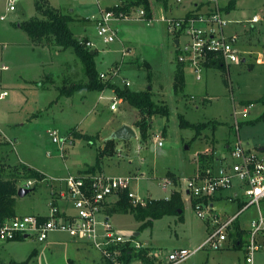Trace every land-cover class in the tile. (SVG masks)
Masks as SVG:
<instances>
[{
	"label": "rangeland",
	"instance_id": "1",
	"mask_svg": "<svg viewBox=\"0 0 264 264\" xmlns=\"http://www.w3.org/2000/svg\"><path fill=\"white\" fill-rule=\"evenodd\" d=\"M208 1L169 0V10L166 11L167 7L163 4L150 0L153 19L118 22L115 26L118 39L109 45H104L93 30L97 22L91 19L92 15L102 16L104 4L100 5L96 0L49 1L60 13L74 18L70 28L78 39L86 38L96 44L99 49L96 57L98 73L120 69V76L114 82L125 87L122 81L128 79L132 91L152 89L155 102L168 106L169 116L154 117L149 131L151 137L148 142H143L135 126L140 118L138 109L123 101L118 111H111L110 105L115 98L111 90L77 91L73 95L62 93H67L65 87L88 82L85 66L73 49L45 42L38 44L20 28L23 21L46 19L37 12L36 0H20L13 12L8 11V0H0V126L13 142L1 152L0 160L6 164L42 170L47 176V180L36 184L26 198L17 196L16 210L19 213L31 211L29 213L32 214L33 209L36 211L39 208L46 211L51 191L61 179L94 166L100 152L107 148L106 143L113 130L121 124H132L139 136L130 141H118L116 154L102 158L100 173L132 178L131 190L144 202L167 199L174 191H179L184 212L182 217L165 216L146 228H142L133 215L116 213L111 217L113 226L119 234L134 240L132 243L137 248L150 246L162 254L165 258L160 264H165L166 256L172 250L193 252L207 239L212 228L210 218H199L187 197L188 180L199 170L200 153L207 144L211 146L216 141H219L223 151L224 141L235 142V111L239 115L241 139L246 146L252 150L264 146V121L255 125L248 122L256 121L264 110L260 103H256L264 97V66L258 64L261 61L264 63V57L260 58L264 56V0H237L236 10L224 14L230 21L225 33L240 35L238 49L246 62L226 66V71L208 69L201 73V80L193 69L187 67V86L184 91L175 92L177 39L162 17L180 18L195 4H205L202 9L207 11L214 6ZM231 1L218 0V5L225 8ZM255 15L262 20L253 23ZM4 16L6 19L2 20ZM82 28L87 29L85 34L81 33ZM180 41L184 44L186 38L180 37ZM124 49L131 52L123 56ZM248 52L254 55L250 57V61L255 63L252 69ZM135 59H140V66L136 65ZM144 60L152 69L143 66ZM151 73L152 81L148 78ZM245 101L254 103L249 119H245L242 113L248 107L243 105ZM182 116L192 124L218 122L219 125L216 130L207 127L195 139L196 130L181 127ZM52 129L58 130L61 136H68L76 130L96 139L93 143L76 139L73 145L67 146L63 158L59 146L49 135ZM158 140L162 141V146H159ZM168 172L180 178L178 186L166 178ZM27 182L21 180L19 188ZM241 200H244L243 194ZM261 209L264 214V202ZM216 210L213 215L232 216L238 213L239 207L237 203L225 201L217 204ZM257 218L256 207L239 215L245 241L249 239L251 220ZM82 243L88 244V247H78L66 233L52 235L44 243L32 237L21 242L0 241V264H108L100 250L88 242ZM244 259V250L225 248L213 251L206 248L181 264H243Z\"/></svg>",
	"mask_w": 264,
	"mask_h": 264
},
{
	"label": "built area",
	"instance_id": "2",
	"mask_svg": "<svg viewBox=\"0 0 264 264\" xmlns=\"http://www.w3.org/2000/svg\"><path fill=\"white\" fill-rule=\"evenodd\" d=\"M19 1L8 0V11H16ZM208 2L213 3L214 6L206 13L197 12L181 18L162 17V21L168 24L170 33L178 40V62L193 69L198 74V80H201L205 63L212 53L222 57L227 66L241 63V52L238 49L239 35L225 33L230 23L224 17L226 12L218 5V0ZM135 13L125 17L105 10L101 17L92 18L97 22L96 32L103 44L109 45L118 39V30L115 27L118 22L146 19L143 8H139ZM138 13L139 17H137ZM1 19L6 18L4 16ZM261 20L258 15L252 18L253 23ZM180 37L186 38L184 44L181 43ZM86 46L93 51L96 49V44L91 41H88ZM130 52L124 50L123 56H127ZM119 70L113 68L109 73H102L101 79L114 80L120 76ZM122 84L125 87L131 86L128 79H123ZM111 91L115 98L112 99L110 109L115 112L123 100L117 97L114 90ZM101 98L104 99L103 96ZM253 107L254 105L251 104L243 110L245 119H249ZM234 117L237 135L229 152L218 156L214 149L205 152L204 155L213 156V161L208 162L205 169H199L196 175L188 180L187 185V197L198 217L204 219L208 216L209 221H213V228L205 242L196 250L193 252L184 249L174 250L168 254L165 264H181L206 248L213 251L223 250L229 242L230 230L238 221L239 215L252 207L258 209V218L251 220L250 223L249 239L246 241V264H255L256 255L264 250V244L260 241L264 237V214L261 209L264 202V155L257 150L249 149L242 141L237 111L234 112ZM49 135L62 153L68 145H72V142L62 137L56 129H52ZM5 141L13 144L0 126V143ZM158 144L163 145L161 140H158ZM131 180L130 177H110L104 173L69 175L60 181L66 186V191L61 192L60 195L72 202L76 215L65 216L57 207H52L49 217H16L0 226V241L12 242L28 235L29 238L44 243L53 233H66L76 240L95 246L109 264H124L119 245L133 240L118 233L111 222L108 210L120 200L121 193L126 190H129V198L134 205H146L147 201L144 202L132 192ZM34 184L35 182L28 181L26 187L32 188ZM236 188L239 191L231 201L239 199L240 192L244 197L238 213L228 220L213 215V212L217 211L213 204L214 198L223 191H232Z\"/></svg>",
	"mask_w": 264,
	"mask_h": 264
},
{
	"label": "trees",
	"instance_id": "3",
	"mask_svg": "<svg viewBox=\"0 0 264 264\" xmlns=\"http://www.w3.org/2000/svg\"><path fill=\"white\" fill-rule=\"evenodd\" d=\"M159 3L163 4L165 7L168 6L169 0H157ZM237 0H232L226 8H223L226 12H231L236 7ZM143 8L146 12V19H153V8L150 0H125L108 8L106 11L114 12L117 16L124 15L131 16L139 8ZM37 12L44 17L45 20L32 18L30 20L24 21L20 24V27L25 31L28 36L33 39L36 43L41 44L45 42L46 44L51 43L59 46L63 49H73L77 57L82 61L85 66L86 74L88 77L87 83H81L75 86H68L66 92L63 94L73 95L77 91H99L104 90H114L117 97L122 99L125 103L138 109L140 113V118L136 121V127L139 129L141 138L143 142H148L150 136V130L152 128L153 118L157 115L162 117H168L170 112L167 105L164 103H157L153 98L152 91H132L130 87H123L113 80L104 81L101 79V74L96 70L97 62L96 57L99 54L97 50H94V55H92L91 49L86 46L89 41L86 38L78 39L75 36V32L70 28V23L74 21L71 15L60 13L56 8L52 7L49 0H36ZM41 42V43H40ZM137 66H140V62H136ZM143 66L151 69V65L148 62H144ZM226 64L222 57L216 56L215 54H210L207 62L205 63V68L207 69H222L226 71ZM152 79V74L148 77ZM226 84L228 85V80L226 79ZM186 86L185 80V66L178 62L175 74V92L178 94L184 91ZM264 107V97L256 101ZM254 104L253 102L247 103V105ZM264 121V111L261 116L256 121H251L252 125L257 122ZM182 128H191L196 130L197 134L195 139L200 137L203 131L207 127H213L214 130L217 129L219 125L218 122H207L202 124H192L185 118L181 117ZM166 130H164V134ZM67 139H71L72 145L76 139H86L89 143H93L96 137L84 135L73 130L70 135L62 136ZM116 140H108L107 148L101 151L97 162L94 166L81 172V174L100 173V168L102 165V158L105 156L113 157L116 154L117 147ZM0 143V148L3 146ZM8 144V142H7ZM69 146V145H68ZM71 146V145H70ZM67 149V147H66ZM65 149V151H66ZM118 154V152H117ZM213 161V156L200 155L199 157V169L203 170L208 165V162ZM167 177L170 178L176 186L180 184V179L173 172H168ZM47 179L46 175L38 171L35 168H31L26 165H8L0 160V226L6 221L12 220L17 217L16 205L17 196L19 191V183L21 180L33 181L36 184L41 183ZM33 186V187H34ZM181 211V213H180ZM184 212V202L182 199V194L179 191H174L169 199H149L145 206L134 205L132 200L129 198V190L121 193L120 200L113 205L109 210V216L117 214H131L134 218L142 224V228L152 227L154 221L162 219L165 216H179L182 217ZM234 227V228H233ZM233 230H230L229 239L231 240V245L228 247L230 250L239 251L244 250L246 246V241L244 240L245 231L241 228L238 221L234 223ZM18 239H24L20 237ZM122 250V261L124 264H131L133 262H142L143 264H157L156 260L150 258L151 249L148 247L137 248L134 244L126 243L119 245ZM107 264V263H106ZM109 264V263H108Z\"/></svg>",
	"mask_w": 264,
	"mask_h": 264
},
{
	"label": "crops",
	"instance_id": "4",
	"mask_svg": "<svg viewBox=\"0 0 264 264\" xmlns=\"http://www.w3.org/2000/svg\"><path fill=\"white\" fill-rule=\"evenodd\" d=\"M50 1V0H49ZM97 1V3L98 4H100V5H103L104 4V9L102 10V11H104V10H107L108 8H110V7H113V6H115V5H118L119 3H121L122 1H125V0H117V2L116 3H109V1H111V0H96ZM204 5L205 4H201V5H199V4H195V7H193L190 11H188L187 13H185L184 15H182L181 17H185V16H187V15H191V14H193V13H206V12H208L209 10H210V8L207 10V11H203V9H202V7H204ZM228 5H226L225 6V8L227 7ZM55 8V7H54ZM169 10V6H167V8H166V11H168ZM235 10H236V7H235ZM226 12V11H225ZM226 13H228V12H226ZM255 16H257V15H255ZM259 16V15H258ZM180 17V18H181ZM92 18H98V17H96V16H94V15H92V17H91V19ZM176 18V17H175ZM89 19L90 18H88L87 19V21H89ZM24 22V21H23ZM237 22H239V21H237ZM92 26H94V25H92ZM21 28V27H20ZM93 30L94 31H96V29H95V27H93ZM86 31H87V29L86 28H82V32L81 33H86ZM233 34H237V35H239L238 33H233ZM228 35H232V34H228ZM120 40H122V39H120ZM239 42H240V35H239ZM238 42V43H239ZM243 42V41H242ZM176 43H177V45L179 44L178 43V40H176ZM105 45V44H104ZM242 45V44H241ZM95 50H97V52H99V49H97V47H96V49ZM125 50V49H124ZM129 51H131V50H129ZM92 52H94V51H92ZM249 53V58H248V60H249V66H250V68L252 69L253 67H254V65H255V63L254 62H251L250 61V57H251V55H253V54H251L250 52H248ZM241 55H243L242 53H241ZM254 56V55H253ZM252 56V57H253ZM264 56H260V58H263ZM254 58V57H253ZM247 60V61H248ZM135 61L137 62V61H140V59H135ZM144 62H146L145 60H144ZM242 62H246V58H241V63ZM129 63H131V62H129ZM125 64H127L128 65V63H124V65ZM258 64H260V65H262V66H264V63H262V61L261 62H259ZM231 66V65H230ZM230 66H228V67H230ZM187 67H185V80H186V86H187V79H186V71H187V69H186ZM151 69H152V67H151ZM177 69V68H176ZM208 69L207 68H204V70H203V72L205 71H207ZM152 74V73H151ZM176 74V73H175ZM150 80V79H149ZM150 81H152V79L150 80ZM228 84H229V82H228ZM175 85V84H174ZM186 86H185V88H186ZM175 89V88H174ZM185 90V89H184ZM149 91H152V89H149ZM153 93V92H152ZM154 95V94H153ZM109 98V97H108ZM249 102H252V101H245V102H243V105H247V103H249ZM119 107L120 106H118L117 107V111L119 110ZM264 111V110H263ZM261 114H262V112H260L259 113V117L261 116ZM258 117V118H259ZM136 121H138V119L136 120ZM248 122H251V121H248ZM124 125H127V126H130V127H132L134 130H135V132H136V134H137V137L139 136V133H137V130L132 126V124H124ZM124 125H120L119 127H117L116 129H114L113 130V132L114 131H116L117 129H119V128H121L122 126H124ZM135 126H136V122H135ZM164 134V133H163ZM164 135H166V133L164 134ZM136 137V138H137ZM9 144V143H8ZM8 144H7V142L5 141L4 143H3V146L0 148V154H1V152H3V150L5 151V147L6 146H8ZM231 145H232V143L231 142H228V141H224L223 142V146H224V151L222 150V149H220V146H221V144L219 143V141H216V144H211V146L210 145H206L205 146V149L203 150V152H201L200 154L201 155H204V153L205 152H207L208 150H211V149H214V151H215V153L217 154L216 156H218V154L220 155V154H227V152H229V150H230V147H231ZM247 145H250V143H247ZM250 149V148H249ZM255 150H257L258 152H260L262 155H264V146H262V147H260L259 149H255ZM61 154V156L64 158V155H65V153L63 152H61L60 153ZM206 156V155H205ZM207 157V156H206ZM8 165H11V164H8ZM13 166V165H12ZM32 168V167H31ZM38 171H40V172H42L43 174H45L42 170H39L38 169ZM82 172V171H81ZM81 172H79L78 174H81ZM78 174H75V175H78ZM71 175H73V174H71ZM47 177V176H46ZM114 177H116V176H114ZM178 177V176H177ZM193 177V176H192ZM166 178H168V177H166ZM179 178V177H178ZM65 179V178H64ZM180 179V178H179ZM47 180V179H46ZM62 180V179H61ZM23 188H26V189H30L31 190V192L30 193H32L33 191H34V189H32V188H27L26 187V185L23 187ZM19 189H21V188H19ZM237 190H232V191H223V192H221V193H219L215 198H214V200H213V204H214V206L216 207V209H217V204H221V203H223V202H225V201H227V202H231V203H237V205H238V207H241L242 206V200H241V192H240V198L239 199H233L232 201H231V198H234V196L238 193V188H236ZM64 191H66V186H65V184L63 183V182H59V185H56L53 189H52V191H51V198H50V201L47 203V210L46 211H44V210H42L41 208H39L38 210H34L33 209V211L32 212H34V213H29V212H31V211H29V212H24V213H22V212H18L17 210H16V212H17V217H23V216H38V217H49L50 216V214H51V210H52V207H57L60 211H61V213L63 214V215H65V216H69V217H71V216H74V215H76V210H75V208H74V206H73V204H72V202L71 201H69L68 200V198L67 197H62L61 195H60V193L61 192H64ZM30 193H28L25 197H22V198H26ZM171 197V196H170ZM169 197V198H170ZM169 198H167V199H169ZM192 204V203H191ZM17 206V205H16ZM192 206H193V204H192ZM194 208V207H193ZM26 213V214H25ZM116 214V213H115ZM237 214V213H236ZM236 214H234V215H232V216H230V215H227V214H223L220 218L222 219V220H228V219H230V218H232L233 216H235ZM114 215V214H113ZM113 215H111V217H113ZM128 215V214H127ZM211 222H209V225L210 226H212V228H213V221L212 220H210ZM240 221H239V218H238V223H239ZM239 225L241 226V223H239ZM212 228H211V230H212ZM234 228V227H233ZM233 228H232V230H233ZM241 228H242V226H241ZM210 230V231H211ZM210 233V232H209ZM60 233H53V234H51V236L52 235H59ZM51 236L49 237V239L51 238ZM136 237H137V235H136ZM69 238H70V240L72 241V243H74V244H77L78 245V247H80V248H87L88 246V244L86 245V244H80L81 242H83V241H79V240H76V239H74V238H72V237H70L69 236ZM48 239V240H49ZM26 239L24 238V239H18V240H16V241H12V242H21V241H25ZM47 240V241H48ZM46 241V242H47ZM134 241V240H133ZM260 241L264 244V237H262L261 239H260ZM205 241H203L201 244H203ZM230 242H231V240L229 239V242H228V244L225 246V248H228L229 246H230ZM5 243H7V242H5ZM8 243H10V242H8ZM201 244L199 245V246H201ZM135 246V245H134ZM198 246V247H199ZM137 247V246H136ZM197 247V248H198ZM90 248V247H89ZM148 248H150L151 249V253H150V258L152 259V260H156V262H157V264H160V262L162 261V259H164L163 258V256H162V254H160V253H158V251H155L154 249H153V247H148ZM224 248V249H225ZM175 250H177V249H175ZM172 251H174V250H172ZM171 251V252H172ZM244 251H245V259H244V262H243V264H246V246L244 247ZM170 253V252H169ZM157 256H160L159 258L157 257ZM101 257V256H100ZM263 258H264V250H261L257 255H256V258H255V263L256 264H262V261H263ZM166 261H167V256H166V260H165V262L164 263H166ZM101 262H102V260H101ZM103 263V262H102ZM104 264V263H103Z\"/></svg>",
	"mask_w": 264,
	"mask_h": 264
},
{
	"label": "water",
	"instance_id": "5",
	"mask_svg": "<svg viewBox=\"0 0 264 264\" xmlns=\"http://www.w3.org/2000/svg\"><path fill=\"white\" fill-rule=\"evenodd\" d=\"M92 55H94V52H92ZM136 137H137V134H136L135 130L130 126L124 125L121 128L114 131L113 134L108 138V140L130 141ZM187 149H188V147H187ZM30 192H31L30 189L21 188L18 191V195L20 197H25ZM180 213H181V211H180ZM24 238L28 239L29 236L25 235Z\"/></svg>",
	"mask_w": 264,
	"mask_h": 264
}]
</instances>
